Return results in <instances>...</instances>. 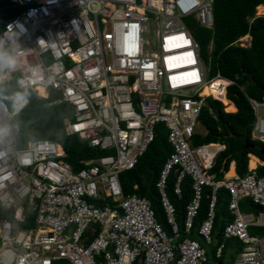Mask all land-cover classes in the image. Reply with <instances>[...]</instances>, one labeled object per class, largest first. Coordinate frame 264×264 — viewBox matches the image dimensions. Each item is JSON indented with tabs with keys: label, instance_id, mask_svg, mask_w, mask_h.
Wrapping results in <instances>:
<instances>
[{
	"label": "built area",
	"instance_id": "built-area-1",
	"mask_svg": "<svg viewBox=\"0 0 264 264\" xmlns=\"http://www.w3.org/2000/svg\"><path fill=\"white\" fill-rule=\"evenodd\" d=\"M214 4L17 0L18 15L0 33V86L15 83L18 89L8 100L0 97V264H264V236L250 233L251 227H264V175L254 170L217 179L211 171L226 145L192 144L207 99L217 100L204 96V90L219 79L228 81L226 98L232 103L230 88L236 84L221 75L210 77L193 36L198 25L214 27ZM187 17L195 29L187 26ZM31 91L45 99L59 92L55 103L74 110L67 134L105 154L76 172L57 142L32 140L19 146L16 119L29 106ZM246 97L256 115L252 136L264 143L259 114L264 103ZM158 125L167 128L173 149L157 183L171 235L149 198L125 196L120 180L153 144ZM173 172L178 197L186 178L193 185L184 240L166 192ZM206 188L211 200L198 241L190 236ZM223 189L232 198L233 220L213 261L207 247L215 244L217 193ZM246 199L263 209L256 221L240 210ZM32 214L34 225L23 227ZM230 239L239 241L242 250L232 262H221Z\"/></svg>",
	"mask_w": 264,
	"mask_h": 264
},
{
	"label": "trees",
	"instance_id": "trees-1",
	"mask_svg": "<svg viewBox=\"0 0 264 264\" xmlns=\"http://www.w3.org/2000/svg\"><path fill=\"white\" fill-rule=\"evenodd\" d=\"M264 5V0H215L214 4V28H200L196 31V40L200 45L201 57L209 68L210 77L221 75L235 82L231 86L229 97L235 102L238 111L228 113L222 102L207 99L200 115V124L206 127L207 133H196L192 139L194 146L208 143H223L227 149L222 153L211 171L217 179H223L230 170V164L236 162V170L240 176L248 174L249 154H254L264 162V143L252 140L255 112L246 94L259 103H264V16H256V12ZM20 8L17 0H0V33L6 24L18 15ZM251 35L250 46L236 44L241 38ZM213 43V45H212ZM212 45V46H211ZM243 87L244 91L241 89ZM18 92L15 83L0 86V97L8 100L11 94ZM246 93V94H245ZM30 104L26 110L17 117L16 122L21 127L18 144L25 147L32 140H51L63 146L67 153L66 161L77 172L85 167V163L91 159L101 157L105 153L97 148H92L82 142L77 136H69L65 130L66 122L74 118L73 107L66 103H55L61 99L59 92L51 91L48 99L40 97L36 92L29 93ZM247 141L256 147H247ZM173 149L168 141L167 128L158 125L156 139L148 151L141 158L135 169L124 172L120 176L121 185L125 196L134 194L147 197L152 203L158 221L169 230L165 212L162 205L157 183L161 171L170 157ZM258 174L264 175V166L257 168ZM177 174L173 172L168 180L166 189L169 201L176 208L177 220L183 229L186 207L194 199L191 178H186L182 183V198L174 192ZM137 186V189L135 188ZM211 196V189L204 191L199 216L195 221L191 237L199 239L198 231L206 220ZM216 219L213 236L215 247L208 246V256L214 259L216 248L224 240V229L233 220L229 212V192L225 189L217 193ZM248 207H252L250 199ZM113 204L112 199H108ZM33 217L23 224L28 228L34 225ZM183 232V231H182ZM252 235L264 236V227H251ZM93 237L92 232L89 233ZM182 234V240L185 239ZM226 249L221 261L242 250L239 241L230 239L225 242ZM239 250V251H237ZM70 264L66 260H58L54 263Z\"/></svg>",
	"mask_w": 264,
	"mask_h": 264
},
{
	"label": "bare ground",
	"instance_id": "bare-ground-1",
	"mask_svg": "<svg viewBox=\"0 0 264 264\" xmlns=\"http://www.w3.org/2000/svg\"><path fill=\"white\" fill-rule=\"evenodd\" d=\"M257 12H258V15H264V7H260L257 10ZM228 86H230V83L228 81L219 79L211 87L206 88L203 92V95L208 96L210 94H213L217 100H219L220 102H222L225 105V107H226L225 111L226 112L236 113L237 108L235 107V105L233 103H230L226 98V90H227ZM41 93L44 94V91L41 90ZM256 166H257V160L255 158L251 157V161L249 163L250 169H254ZM234 175H235V173L233 172V170H231L230 172H228L227 177H232Z\"/></svg>",
	"mask_w": 264,
	"mask_h": 264
},
{
	"label": "rangeland",
	"instance_id": "rangeland-1",
	"mask_svg": "<svg viewBox=\"0 0 264 264\" xmlns=\"http://www.w3.org/2000/svg\"><path fill=\"white\" fill-rule=\"evenodd\" d=\"M258 15V12L256 13V16ZM258 16H264V15H258ZM200 29V27H199V25L197 26V29H196V31L197 30H199ZM196 31H195V33H193V36H194V38L196 39ZM157 36H158V29H154V33H153V35H152V37H153V39H154V41H156L157 40ZM242 40V41H241ZM251 36L250 35H247V36H245V37H243L242 39H240L239 40V42H238V44L240 45V46H243V47H247V46H250L251 45ZM243 88V87H242ZM230 98V97H229ZM232 102H233V100H231ZM234 104H235V102H233ZM236 105V104H235ZM225 109H226V107H225ZM259 114L262 116V117H264V105L263 106H261V108H260V110H259ZM197 132L198 133H200L201 135H205L206 133H207V129H206V127L205 126H203L202 124H200L199 123V125H198V127H197ZM240 210L243 212V213H245V214H249V215H253V217H254V219H255V221L259 218V216H260V213L258 212V211H256V210H254V209H252V208H249L248 207V202L246 201V204L244 205V206H240ZM241 246H242V244H241ZM239 251V250H238ZM234 259V258H233ZM233 259L231 260V261H233ZM230 261V262H231ZM54 264H60V263H54ZM62 264V263H61Z\"/></svg>",
	"mask_w": 264,
	"mask_h": 264
},
{
	"label": "crops",
	"instance_id": "crops-1",
	"mask_svg": "<svg viewBox=\"0 0 264 264\" xmlns=\"http://www.w3.org/2000/svg\"><path fill=\"white\" fill-rule=\"evenodd\" d=\"M264 6V5H263ZM214 28V27H213ZM212 28V29H213ZM248 35H250V34H248ZM251 36V35H250ZM242 39V38H241ZM251 39H252V37H251ZM239 42V41H238ZM238 42H236V44H238ZM212 45H213V43H212ZM211 45V46H212ZM241 89L244 91V89L241 87ZM233 103V102H232ZM234 104V103H233ZM224 105V104H223ZM235 105V104H234ZM225 107V106H224ZM235 107L237 108V106L235 105ZM237 111H238V108H237ZM255 117H256V115H255ZM252 140H254V137L252 136ZM254 141H257V140H254ZM248 142L250 143V141H247V147H251V148H253L250 144H248ZM260 142V141H259ZM252 145H254V144H252ZM255 148V147H254ZM226 149H227V146H226ZM262 150H264V149H261L260 151H261V153L262 154H264L263 153V151ZM248 157H249V161H248V171L250 172V171H256L257 173H258V171H257V168L259 167V166H264V162L259 158V157H257L256 155H254V154H249L248 155ZM251 157H253V158H255L256 160H257V166L254 168V169H250V167H249V163H250V161H251ZM231 166H230V170L228 171V172H230L231 170H233V172L235 173V174H238L237 173V170H236V162L235 161H233V163L232 164H230ZM228 172L225 174V176H227V174H228ZM216 177V176H215ZM246 201H248V200H244V201H242L241 202V205L242 206H244L245 204H246ZM240 205V206H241ZM252 209H253V207H251ZM260 213V212H259ZM233 217V216H232ZM162 226H163V224H162ZM180 228H181V226H180ZM165 229V228H164ZM170 235H171V228H170V226H169V230H167V229H165ZM181 231H183V229L181 228ZM182 234H183V232H182ZM192 235V234H191ZM185 236H186V234H185ZM191 237V236H190ZM200 237V236H199ZM185 238H187V236L185 237ZM192 238V237H191ZM193 239H195V238H193ZM181 240H182V238H181ZM184 240V239H183ZM196 240H198V241H202V238L200 237L199 239H196ZM236 240V239H235ZM214 243H215V240H214ZM215 245H216V243L212 246V247H215ZM238 251V250H237ZM238 255V253L237 254H235V255H233L234 256V259L236 258V256ZM231 257H228L226 260H225V262L226 263H228V262H230L232 259H233V257H232V255H230ZM233 259V260H234ZM213 261H214V259H213ZM221 262H223V261H221ZM232 262V261H231ZM221 264H225V263H221Z\"/></svg>",
	"mask_w": 264,
	"mask_h": 264
},
{
	"label": "water",
	"instance_id": "water-1",
	"mask_svg": "<svg viewBox=\"0 0 264 264\" xmlns=\"http://www.w3.org/2000/svg\"><path fill=\"white\" fill-rule=\"evenodd\" d=\"M261 6H263V5H261ZM257 17H259V16L257 15ZM184 21H186V24H187L188 27H190V28H192V29H195V27H196V25H195V21H193V19H192L191 17H187V18H185ZM224 106H225V105H224ZM248 144H250V143L248 142ZM250 145H251L253 148L256 147L255 145H252V144H250ZM262 151H263V153H264V150H262ZM252 207H253L254 210H256V211H258V212H260V213L263 211V209H262L261 207H259V206L252 205Z\"/></svg>",
	"mask_w": 264,
	"mask_h": 264
},
{
	"label": "clouds",
	"instance_id": "clouds-1",
	"mask_svg": "<svg viewBox=\"0 0 264 264\" xmlns=\"http://www.w3.org/2000/svg\"><path fill=\"white\" fill-rule=\"evenodd\" d=\"M8 27H11V25H9Z\"/></svg>",
	"mask_w": 264,
	"mask_h": 264
}]
</instances>
